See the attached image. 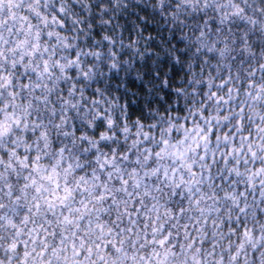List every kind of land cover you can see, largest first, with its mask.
<instances>
[{"label": "snow or ice", "instance_id": "1", "mask_svg": "<svg viewBox=\"0 0 264 264\" xmlns=\"http://www.w3.org/2000/svg\"><path fill=\"white\" fill-rule=\"evenodd\" d=\"M0 264H264V0H0Z\"/></svg>", "mask_w": 264, "mask_h": 264}]
</instances>
